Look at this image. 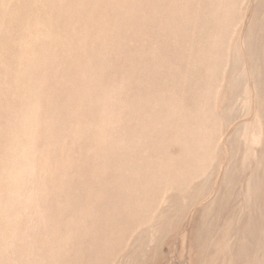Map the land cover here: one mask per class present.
<instances>
[{
	"label": "rangeland",
	"instance_id": "obj_1",
	"mask_svg": "<svg viewBox=\"0 0 264 264\" xmlns=\"http://www.w3.org/2000/svg\"><path fill=\"white\" fill-rule=\"evenodd\" d=\"M0 255L264 264V0H0Z\"/></svg>",
	"mask_w": 264,
	"mask_h": 264
},
{
	"label": "bare ground",
	"instance_id": "obj_2",
	"mask_svg": "<svg viewBox=\"0 0 264 264\" xmlns=\"http://www.w3.org/2000/svg\"><path fill=\"white\" fill-rule=\"evenodd\" d=\"M2 254V253H1ZM3 254H5V251H3ZM1 257L3 256V255H0ZM9 262V261H8Z\"/></svg>",
	"mask_w": 264,
	"mask_h": 264
}]
</instances>
